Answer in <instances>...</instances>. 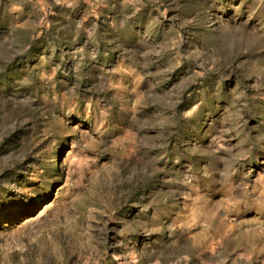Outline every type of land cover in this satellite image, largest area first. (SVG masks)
<instances>
[{
  "label": "rangeland",
  "instance_id": "rangeland-1",
  "mask_svg": "<svg viewBox=\"0 0 264 264\" xmlns=\"http://www.w3.org/2000/svg\"><path fill=\"white\" fill-rule=\"evenodd\" d=\"M0 264H264V0H0Z\"/></svg>",
  "mask_w": 264,
  "mask_h": 264
}]
</instances>
